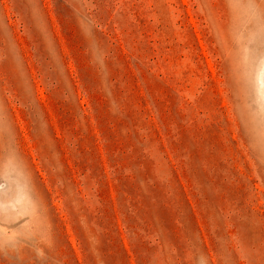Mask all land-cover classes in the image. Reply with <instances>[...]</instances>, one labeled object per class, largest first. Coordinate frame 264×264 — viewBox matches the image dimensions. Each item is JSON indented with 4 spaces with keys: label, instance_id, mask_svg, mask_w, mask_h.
Masks as SVG:
<instances>
[{
    "label": "rangeland",
    "instance_id": "1",
    "mask_svg": "<svg viewBox=\"0 0 264 264\" xmlns=\"http://www.w3.org/2000/svg\"><path fill=\"white\" fill-rule=\"evenodd\" d=\"M0 264H264V0H0Z\"/></svg>",
    "mask_w": 264,
    "mask_h": 264
}]
</instances>
